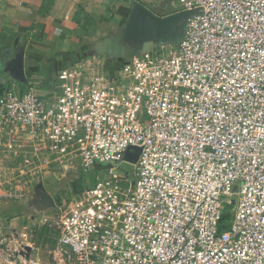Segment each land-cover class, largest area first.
Returning a JSON list of instances; mask_svg holds the SVG:
<instances>
[{
	"label": "built area",
	"instance_id": "2783aa9c",
	"mask_svg": "<svg viewBox=\"0 0 264 264\" xmlns=\"http://www.w3.org/2000/svg\"><path fill=\"white\" fill-rule=\"evenodd\" d=\"M174 1L194 11L178 46L112 75L102 56L80 59L47 97L1 87L0 158L38 175L108 165L57 207L45 257L23 232L0 237V264H264V0ZM131 146L124 171L111 161Z\"/></svg>",
	"mask_w": 264,
	"mask_h": 264
},
{
	"label": "crops",
	"instance_id": "0c3cea01",
	"mask_svg": "<svg viewBox=\"0 0 264 264\" xmlns=\"http://www.w3.org/2000/svg\"><path fill=\"white\" fill-rule=\"evenodd\" d=\"M132 1L52 0L48 10L41 12L44 0H0V74L4 63L16 49L23 47L26 77V81L21 83L10 80L3 72L0 82L6 84L10 80L8 86L13 85L19 90L32 86L41 97L49 96L59 88L58 73L61 69L76 63L85 55H106L96 53L95 46L119 30L127 18ZM138 1L158 15L169 13V10L165 14L157 12L145 0ZM2 160L0 158L1 169ZM2 176L4 174H0V185L5 179ZM95 176L94 172L83 173L79 166L78 177L72 182V196L85 187L81 186V180L85 184L86 179L90 182ZM42 183L43 190L36 188L41 194L48 195L51 190L44 180ZM5 187L0 186V237L14 234L21 238L23 232L28 233L27 228L34 218L31 221L25 219L24 199L19 198L17 191ZM26 241L33 246L32 250L28 247L32 254H40L39 248L31 240Z\"/></svg>",
	"mask_w": 264,
	"mask_h": 264
},
{
	"label": "rangeland",
	"instance_id": "374dc122",
	"mask_svg": "<svg viewBox=\"0 0 264 264\" xmlns=\"http://www.w3.org/2000/svg\"><path fill=\"white\" fill-rule=\"evenodd\" d=\"M145 1L148 6L163 14L169 10L166 7H174L173 9L177 7L174 0ZM107 58L108 55L101 57L104 64ZM2 159L3 165L1 166L2 169L0 168V174H4L2 178L10 180V182L2 183L3 185L0 186H6V189L17 191L19 198L24 199L27 214L25 219L31 221L32 217L34 218L30 223L31 226L27 228L28 234L26 238L31 240L39 248L41 256L45 257L47 251L51 250L54 244L43 233L48 229L47 224L50 223L51 217L58 215L57 207H62L71 200L72 192H74L72 182L78 177L79 163H54L50 167L42 166L39 169L42 171L40 176L35 172L38 163H22L20 159H12L5 156ZM103 169L94 168L90 173L94 172L98 176H102L103 172L101 171ZM42 180H44L46 186L51 190L48 195L41 194L36 188V183L43 184ZM88 180L86 179L87 183ZM94 180L95 178L90 182H94ZM45 216L47 217L45 225L41 226L40 229H38V226H34L36 223H42Z\"/></svg>",
	"mask_w": 264,
	"mask_h": 264
},
{
	"label": "water",
	"instance_id": "95a60500",
	"mask_svg": "<svg viewBox=\"0 0 264 264\" xmlns=\"http://www.w3.org/2000/svg\"><path fill=\"white\" fill-rule=\"evenodd\" d=\"M193 13L191 10H176L158 15L142 2L133 0L125 22L118 31L95 46L96 53H103L111 58L132 60L160 45L178 46L184 35L187 18ZM2 70L10 80L21 83L26 81L23 47L16 49L12 57L4 63ZM140 150L137 146L128 147L121 154L120 160L111 162L118 164L123 160L134 164ZM106 164L108 165V162ZM37 188L43 190L41 184H38Z\"/></svg>",
	"mask_w": 264,
	"mask_h": 264
},
{
	"label": "trees",
	"instance_id": "16d2710c",
	"mask_svg": "<svg viewBox=\"0 0 264 264\" xmlns=\"http://www.w3.org/2000/svg\"><path fill=\"white\" fill-rule=\"evenodd\" d=\"M51 4H52V0H44V2L42 4L43 7L41 8V12L42 11L46 12L48 10V8L51 6ZM166 9H169V13L176 11V9H172L170 7H166ZM87 57H89V55H85L83 57H80V59L87 58ZM123 62H124L123 58H111V57H108L106 62H105V65H104V70L107 73L112 75V74H114L117 71V69L121 66V64ZM1 74H4V73L1 72ZM1 74H0V77H1ZM5 83L6 84L0 82V89H1V87L3 85H10V80L5 82ZM105 167H106V163L105 164H96V168L97 169H102V168H105ZM122 168L124 169V171H128L129 169H131V165L129 163H123L122 164ZM81 182H82L81 186H84V185L88 186V185H91L93 183V182H90V183L88 182V183L84 184L82 180H81ZM230 208H231L230 206H225L223 211H222V215H221V218H220V221H219V225H218V230L219 231H222V230H224V229H226L228 227V222H229V219H230ZM40 233H42V232H40ZM44 235H47V230L44 231Z\"/></svg>",
	"mask_w": 264,
	"mask_h": 264
},
{
	"label": "snow or ice",
	"instance_id": "6c2138e0",
	"mask_svg": "<svg viewBox=\"0 0 264 264\" xmlns=\"http://www.w3.org/2000/svg\"><path fill=\"white\" fill-rule=\"evenodd\" d=\"M223 78V77H222Z\"/></svg>",
	"mask_w": 264,
	"mask_h": 264
}]
</instances>
